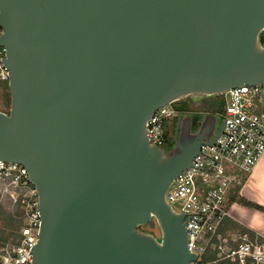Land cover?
<instances>
[{"label": "water", "instance_id": "obj_1", "mask_svg": "<svg viewBox=\"0 0 264 264\" xmlns=\"http://www.w3.org/2000/svg\"><path fill=\"white\" fill-rule=\"evenodd\" d=\"M11 87L0 159L29 169L42 225L35 264H189L186 221L165 200L213 142L163 159L148 118L191 92L264 82V0H0ZM157 216L163 244L138 227Z\"/></svg>", "mask_w": 264, "mask_h": 264}, {"label": "built area", "instance_id": "obj_2", "mask_svg": "<svg viewBox=\"0 0 264 264\" xmlns=\"http://www.w3.org/2000/svg\"><path fill=\"white\" fill-rule=\"evenodd\" d=\"M0 47V79L9 77ZM225 102L224 128L170 183L165 200L186 221L187 247L197 259L189 264H264V241L256 234L221 231L228 217V197L264 155V82L243 84L219 92ZM171 100L146 122L149 144L163 148L168 126L179 108ZM4 212L20 221L10 238H0V264H35L33 249L42 225L39 194L29 169L0 159V228ZM18 234V235H16ZM208 251L214 257L206 258Z\"/></svg>", "mask_w": 264, "mask_h": 264}, {"label": "rangeland", "instance_id": "obj_3", "mask_svg": "<svg viewBox=\"0 0 264 264\" xmlns=\"http://www.w3.org/2000/svg\"><path fill=\"white\" fill-rule=\"evenodd\" d=\"M258 46L260 49L264 48V44L259 41ZM215 94L218 93L191 92L173 99V101L179 102L178 108L183 113L179 132V139L182 142L191 141L194 138L196 133L192 131H194L193 123L195 120L198 121L200 127L204 126V129L207 130L208 139L213 138L219 132L223 124V117L220 114L222 112L221 108L218 104L212 102L217 96ZM185 101L187 102L185 103ZM5 102L3 92L0 91V106H5ZM177 152L178 147L176 144L161 148L163 159H168ZM140 230L151 235L159 244H163L164 233L157 216H154L148 224L141 225Z\"/></svg>", "mask_w": 264, "mask_h": 264}, {"label": "trees", "instance_id": "obj_4", "mask_svg": "<svg viewBox=\"0 0 264 264\" xmlns=\"http://www.w3.org/2000/svg\"><path fill=\"white\" fill-rule=\"evenodd\" d=\"M2 31H3V29L0 26V34L2 33ZM258 41L261 44H264V29L261 30L260 35L258 37ZM0 91L3 92L4 98H5V101H6L5 102L6 103L5 106H0V112H5V113L9 114L10 113V109H11L12 96H11L10 82H9L8 78H5V79L1 78L0 79ZM215 95H217V96L215 97V99L212 102H214L215 104H218V106L223 111L224 106H225L224 99H223V97L220 94H215ZM186 102L187 101H185V103ZM174 103H175V106L178 108L179 102L177 101V102H174ZM189 111H190V109H189ZM180 113H182V111H180ZM175 126H176V122L175 123L173 122L171 127L168 126L166 142H165L163 147H167V146H171L172 144H175V142L173 140V134H174ZM199 127L200 126L198 124V121L195 120V122L193 123L194 130L198 129ZM239 191H240V186H238L235 189V191L231 194L230 198L228 197L227 204L229 202H232V201H237V202L242 203L244 205H247V206H250V207H256L258 209L264 210V206H261L259 204L254 203V202H251L250 200H248L245 197H243L240 194ZM2 220H3L2 224H3L4 228H2V229L0 228V238L8 239V238H10V235L14 231H16L18 229V226L20 225V221L17 218H15L13 216V214L10 213V212H4L3 216H2ZM138 230L141 233H144V231L140 230V226L138 227ZM221 231L227 232V233H236V232L237 233H248L251 236H255L256 235V233L254 231L250 230L249 228L241 225L237 221H235L233 219H230V218H226L225 219L224 225L222 226ZM16 235H18V234H16ZM260 239L262 241H264V238L262 236H260ZM214 254H215L214 252L208 251L205 256H206V258H212V257H214Z\"/></svg>", "mask_w": 264, "mask_h": 264}, {"label": "crops", "instance_id": "obj_5", "mask_svg": "<svg viewBox=\"0 0 264 264\" xmlns=\"http://www.w3.org/2000/svg\"><path fill=\"white\" fill-rule=\"evenodd\" d=\"M240 186V194L246 199L264 206V155L243 181L231 188L229 198ZM228 217L264 238V210L232 201L228 203Z\"/></svg>", "mask_w": 264, "mask_h": 264}, {"label": "flooded vegetation", "instance_id": "obj_6", "mask_svg": "<svg viewBox=\"0 0 264 264\" xmlns=\"http://www.w3.org/2000/svg\"><path fill=\"white\" fill-rule=\"evenodd\" d=\"M203 129H204V126L199 127L198 129H196V130H194V131H192V132H195V133L197 134V133L201 132ZM206 134H207V131L204 132V135H206Z\"/></svg>", "mask_w": 264, "mask_h": 264}]
</instances>
